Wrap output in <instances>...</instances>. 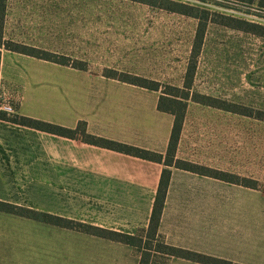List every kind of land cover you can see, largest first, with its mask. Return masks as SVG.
Here are the masks:
<instances>
[{"label":"crops","instance_id":"0c3cea01","mask_svg":"<svg viewBox=\"0 0 264 264\" xmlns=\"http://www.w3.org/2000/svg\"><path fill=\"white\" fill-rule=\"evenodd\" d=\"M85 6H89L94 23L89 27L98 28L94 22L96 0H3L4 42L83 63L85 69L2 48L1 95L14 115L67 130L84 124L87 135L164 157L174 117L160 111L158 105L162 97L168 96L160 90L147 95L137 91L128 100L131 110L113 119L111 88L112 79L116 78L93 72L100 66L96 62L98 56L105 53L103 49H81L77 41L83 27L88 28L78 20L86 13ZM114 18L115 23L104 20L108 27L129 26L127 17ZM201 52L199 49L195 58L191 92L198 81L214 82V78L203 75L205 65L199 64ZM191 53L192 49H188L187 55L176 57L180 58V65L160 67L159 80L152 82L183 89ZM138 65L143 63L138 61ZM217 85L224 83L217 79ZM98 86L104 88L97 90ZM198 95L226 103L209 93ZM190 98L191 93L184 101L186 109L175 160L217 175L166 168L163 163L88 145L79 136H55L0 120V202L134 236L149 226L161 173L167 169L170 177L158 225V236L165 245L198 254L210 260L209 264H264V221L258 222L256 216L258 210L264 213V207L258 209L255 200L241 205L238 198L255 199L260 164H242L239 159H231L234 154L227 144L235 139L234 135L228 136V131L239 128L241 118L264 122V111L255 109L254 113L249 109L247 115L243 111L204 106ZM255 123L250 142L255 140L257 130L264 133V125L257 127ZM217 184L239 189L217 188ZM226 195L238 200L225 206L217 199ZM139 262L140 255L128 245L0 212V264ZM167 264L203 263L170 259Z\"/></svg>","mask_w":264,"mask_h":264},{"label":"rangeland","instance_id":"374dc122","mask_svg":"<svg viewBox=\"0 0 264 264\" xmlns=\"http://www.w3.org/2000/svg\"><path fill=\"white\" fill-rule=\"evenodd\" d=\"M144 1L151 6L131 0H96L97 16L94 21L98 25L96 29L89 27L94 26L90 16L91 12L88 11L89 6L84 7L86 13L81 14L78 18L82 25L88 27H83L82 33L78 36L80 37L77 40L81 44L80 48L103 49L105 53L98 56L96 62L100 66L93 72H98L103 76L111 75V73L116 74V77H112L116 80L112 79L114 84L111 88L113 101L110 109L113 119H116L117 114L124 116L128 110H131L128 100L132 99L133 93H137V91H144L146 95L151 93L143 88L125 85L124 81L145 80L152 82L159 80V68L169 69L173 65H180V58L176 57L187 55L188 49H202L199 64L205 65L203 75L207 78H214V82L210 84L207 81H198L193 92L186 91L183 87V89L176 88L178 97L190 95V93L193 96L209 93L218 99L225 100L226 104L235 103L240 107L254 110V113L255 109L264 111V37L239 30L246 27L258 33L261 32L260 29L264 30V11L257 9L259 0H255L253 5H248L249 1L247 0ZM159 8L188 11L201 19L179 16ZM117 16L127 17L129 26L113 28L108 27L104 22V20H108L110 23H115L113 19H116L114 17ZM195 58L192 52L191 60ZM138 61H141L143 66L138 65ZM155 69L156 74L154 75ZM139 72L142 74L141 76L138 74ZM217 79L224 85L218 86ZM168 80L165 78V81ZM116 82L122 84H115ZM167 87L175 89L176 86L158 87L161 94L175 93L169 92ZM103 88L96 87L97 90ZM218 88L224 89L223 92L217 90ZM169 101L171 100L162 102L161 108H174L176 111L180 109V106ZM148 102L149 100L146 99V104ZM2 103L8 104L0 93V105ZM9 106L11 107V105ZM3 114L11 117L0 111V115ZM254 123V121L241 118L239 128L228 131L230 132L228 136L234 135L235 139L227 144L231 146V151L234 154L231 159H239L242 164L253 162L260 164L255 199L238 196L241 205H247L250 200H255V205L259 209L264 207V133L259 134L261 130L256 129L258 132L256 138L250 142ZM255 124L259 127L264 125V122L256 120ZM216 187L239 189L226 184L225 186L217 184ZM240 189L242 190V188ZM238 198L226 195L217 200L228 206L230 202L236 201ZM256 216L258 222L264 221V213L261 210H258ZM145 241L141 247L153 251L155 245L151 241L145 245ZM135 251L138 255H143L145 259L148 258V264H167L163 258L155 256L152 252L141 249H135Z\"/></svg>","mask_w":264,"mask_h":264},{"label":"trees","instance_id":"16d2710c","mask_svg":"<svg viewBox=\"0 0 264 264\" xmlns=\"http://www.w3.org/2000/svg\"><path fill=\"white\" fill-rule=\"evenodd\" d=\"M131 1L149 5V3L148 2L146 3L144 0H131ZM235 1H238V0H235ZM247 1H249V3H247L248 5H253V2L255 0H247ZM257 7L259 11H264V0H259ZM159 9L166 10L170 13L177 14V15L194 17V18H197L198 20L201 19V17H198L197 15H193L191 12L182 11L180 9H175V8H169V9L159 8ZM2 20H3V0H0V49L3 48L4 50H7V51H11L14 53L22 54L25 56L52 62V63L63 65V66L70 65L73 68L80 69V70L85 69V65L83 63L71 61L64 57L56 56V55L49 54L47 52H44L38 49H32V48L14 44L8 41L4 42L2 40V35H1ZM239 30H243L244 32L251 33L256 36L264 37L263 29H260L261 30L260 33L255 32L253 31V29H250L248 27L244 29H239ZM192 52L194 54V57H196L197 54L199 53V49H192ZM194 68H195V59L190 61V65H189L188 72L186 75V81L183 87L184 90L186 91H190ZM106 76L116 77V74L111 73V75L107 74ZM124 82L131 84L133 86L139 87V88H143V89H146L149 91H155V92H157L159 90L158 87H160L156 83L146 82L145 80L143 81L142 80H138V81L126 80ZM148 86H151V87L149 88ZM168 90L169 92H175V93L163 94L168 97H162L158 105V109L160 111L171 114L174 117V122H173V127H172V131L170 135L168 149L164 157L158 154L145 151V150L137 149V148L126 146V145L116 143L113 141L87 135L84 129V124H79L76 130H67V129H64V128H61L55 125H51V124L44 123V122L34 120V119L20 117L17 115L8 117L3 114V115H0V120L20 126V127L32 129L38 132L52 134L55 136H62L66 138H74V137L79 136L81 141L88 145L95 146L101 149H106V150L116 152L119 154L128 155V156L135 157V158L148 161V162L163 163V165L166 168L173 167L179 170L196 173V174L217 175L203 168L175 160V150H176L177 142L180 136V131L182 128V122L184 118V112L186 109V103L184 101L188 100L190 95L186 94L182 97H178L177 95L178 91L176 88L175 89L168 88ZM190 99L193 102L204 105V106H209V107H213L217 109H224V110L243 111L247 115L250 113L249 109L234 106L231 104H226L224 102H220V101H217V100H214L208 97L200 96V95H194V96L191 95ZM167 100H171L169 101L170 103L180 106V109L176 111L174 110V108H170V109L161 108V103ZM169 177H170V171L167 169H164L161 173L160 184H159L157 195L154 201V206H153V210L151 213L149 226L145 231H143L140 234L134 235V236L98 229V228L91 227L85 224L52 217L47 214L35 213V212L29 211L22 207H18V206L6 204V203H1V202H0V212L15 215L21 218L32 219V220L44 222L47 224H52L55 226H60L65 229L74 230V231L90 234L92 236L119 242V243L128 245L134 249H137V250L141 249L142 251H146L150 253L152 252L155 256L163 258L164 261L166 262L170 259H181V260L191 261L195 263L209 264L211 263L210 260L198 254L165 245L158 236V225L160 221L161 212L164 206L165 193H166V189L168 186ZM144 240H146L144 243L145 245H147L148 242L150 241L155 245L153 248V251L145 247H141V245H143ZM139 264H148V258L145 259L144 256L141 255ZM214 264H229V263H220V262L214 261Z\"/></svg>","mask_w":264,"mask_h":264},{"label":"built area","instance_id":"2783aa9c","mask_svg":"<svg viewBox=\"0 0 264 264\" xmlns=\"http://www.w3.org/2000/svg\"><path fill=\"white\" fill-rule=\"evenodd\" d=\"M0 111L10 116L14 115L13 109L8 104L5 103H2L0 105Z\"/></svg>","mask_w":264,"mask_h":264}]
</instances>
